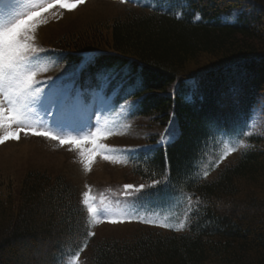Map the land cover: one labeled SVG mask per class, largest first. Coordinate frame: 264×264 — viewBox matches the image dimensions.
Segmentation results:
<instances>
[{"label":"trees","instance_id":"1","mask_svg":"<svg viewBox=\"0 0 264 264\" xmlns=\"http://www.w3.org/2000/svg\"><path fill=\"white\" fill-rule=\"evenodd\" d=\"M141 1L110 2L119 14L86 27L35 30L33 43L58 60L45 78L70 84L87 61L81 86L102 89L113 104L133 100L130 119L147 118L150 130L127 175L147 189L162 181L161 196L191 197L187 231L140 226L124 238L91 237L80 186L35 168L0 184V264H31L34 250L41 264H72L76 255V264H264V131L246 136L249 147L211 177L199 170L206 156L212 169L219 162L206 152L215 133H243L255 112L264 125V0ZM167 127L174 139L160 143ZM98 187L108 195L119 185Z\"/></svg>","mask_w":264,"mask_h":264},{"label":"rangeland","instance_id":"2","mask_svg":"<svg viewBox=\"0 0 264 264\" xmlns=\"http://www.w3.org/2000/svg\"><path fill=\"white\" fill-rule=\"evenodd\" d=\"M129 2L131 0H121ZM12 9L11 15H18L32 10L33 6L43 5L46 7L51 2L56 0H7ZM64 3H74L75 0H63ZM108 0H84L83 3L74 7L71 11L78 8L76 13H67V7L53 9L55 12L63 14L66 10V19L52 25L51 27H43L40 30L41 35L44 33L62 32L63 29L85 26L88 23H93L97 17H110L119 14V8L114 6ZM122 5V4H121ZM41 7H36V9ZM40 17V16H39ZM44 18V17H43ZM70 18V19H68ZM68 20V21H67ZM5 22V14L0 11V24ZM86 27V26H85ZM108 32V31H107ZM40 64V61L37 63ZM88 107L72 118H65L64 126L58 127L57 113L53 109L50 113H46L39 103L33 106V111L30 114V120L34 126L41 129L51 131L58 136H80L88 135L89 131L94 132L96 126L101 127L102 131L111 132L110 135H105L98 143L106 146L105 150L98 152L89 169L85 168V158L81 156L77 146L65 143L60 144L59 140H52L45 136L32 135L30 132L19 133V139H9L4 144H0V184L6 186L7 183L12 185L18 183V180L30 169H41L52 174H63L68 181L75 182L80 186L82 194L89 192L91 199L89 203L96 208H100L102 214L93 221L92 214L86 213L89 220V233H94L91 237H126L134 234L140 226L157 228L164 232H185L188 229L189 215L192 211V198L184 193H176L174 195L163 196L158 193L157 187L147 189L148 184L140 179L127 175L128 164L126 151L141 146L143 139L146 138L148 129L143 121L139 118L129 121L128 111L123 106L124 113H121L116 118L111 119L108 110L110 109V101L102 94L97 92L92 93L90 100H84ZM130 122V126L122 125V117ZM92 125L89 128L87 125ZM83 127L84 131L78 132L74 129ZM264 131V125L258 112L255 113L250 123L241 133L218 132L210 139L206 145V152L210 149L215 150L219 157L214 165V169L209 167V159L205 160L202 167L199 169L201 175L207 172L205 178L213 175L215 168L228 158H233L237 152L244 148L240 147V141L248 145L247 137L250 135L260 134ZM91 149L94 145L89 142L83 145ZM205 147V148H206ZM124 148V149H123ZM230 148L237 150L229 153ZM212 155V151L209 152ZM227 154V155H226ZM107 155L109 159H104ZM215 159H217L215 157ZM214 159V160H215ZM132 174V173H131ZM108 180L111 183H117L118 189H113V193L108 195H99L97 184H103ZM125 185H133L138 188L140 185H146L143 190L136 191L126 190ZM17 187V186H14ZM83 198V195H82ZM110 209V212L105 209ZM129 217L122 223H111L109 218ZM186 220V227L181 231H176L179 223ZM143 221H154L155 223H145ZM169 224L170 228L160 227L159 224ZM43 244L38 246V250H42ZM46 247V246H45ZM86 248L83 249L85 251ZM30 252L27 257L31 264H41L43 260V252ZM91 254V253H90ZM32 257V258H31ZM31 258V259H30ZM77 257L71 259L72 264L77 263ZM45 263V260H44Z\"/></svg>","mask_w":264,"mask_h":264},{"label":"snow or ice","instance_id":"3","mask_svg":"<svg viewBox=\"0 0 264 264\" xmlns=\"http://www.w3.org/2000/svg\"><path fill=\"white\" fill-rule=\"evenodd\" d=\"M56 2L61 7H67L71 10L83 3L84 0H75L74 3H64L63 0H56ZM36 7H43V5L33 6L31 11L13 16L7 0H0V11L5 14V22L0 24V144H4L9 139L18 140L19 133L22 131L25 134L30 132L32 135L45 136L52 140H59L61 145L68 143L77 146L81 156L85 158V168L89 169L94 156L106 148L105 145L98 143V141L106 134L110 135L111 132L106 133L102 131L101 127L96 126L94 132L89 131L88 135L80 136L79 138L75 136H58L51 131L34 126L30 120L33 106L37 103L40 104L46 113H50L53 109L56 111V123L61 128L65 124V118H72L88 107L85 105L82 94L79 91L73 92L71 88L60 86L59 81L63 80L64 77H57L55 81H52L48 85L47 91L38 87L41 82L37 79L40 71L37 62L40 59L39 53L43 49L38 48L33 43L35 39L33 33L38 27L36 18L40 16V12L36 11ZM74 67H78V65ZM72 74L70 71L66 73V76ZM134 87L135 90H140L143 87V81H139ZM170 123L172 122L170 121ZM87 126L89 128L92 127L90 124ZM74 131L82 132L84 129L81 127L74 129ZM248 134L250 135L251 133ZM173 139V134L169 132L168 137H161L160 143L171 142ZM89 142L94 145L91 149L83 146ZM239 146L249 147L243 141H240ZM236 150V148H230L229 153ZM104 159H109V157L105 155ZM207 174L205 172L204 176L206 177ZM160 183L162 181H153L151 187H155ZM145 187L147 186L140 185L138 188L133 185L124 186L126 190L135 188L138 192ZM82 195L83 203L87 205V212L92 214L93 221H95V218L102 214L101 209L93 207L89 203L91 199L89 192L86 191ZM105 209L110 212V209H107L106 206ZM126 219L130 221L131 218L110 217L109 222L122 223ZM143 222L155 223L154 221ZM186 223V220L181 221L175 230H183L186 227ZM158 226L171 227V225L163 223ZM90 235H94V233H90Z\"/></svg>","mask_w":264,"mask_h":264}]
</instances>
